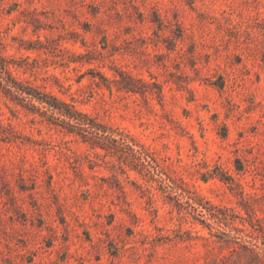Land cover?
I'll use <instances>...</instances> for the list:
<instances>
[{"label": "rangeland", "instance_id": "obj_1", "mask_svg": "<svg viewBox=\"0 0 264 264\" xmlns=\"http://www.w3.org/2000/svg\"><path fill=\"white\" fill-rule=\"evenodd\" d=\"M0 264H264V0H0Z\"/></svg>", "mask_w": 264, "mask_h": 264}, {"label": "trees", "instance_id": "obj_2", "mask_svg": "<svg viewBox=\"0 0 264 264\" xmlns=\"http://www.w3.org/2000/svg\"><path fill=\"white\" fill-rule=\"evenodd\" d=\"M2 88L11 99L18 100L19 102H23L26 99H29L30 101H38L45 108V110H43L44 112L50 110L53 114L57 113L59 116H63V121H66L67 126H77L83 131L90 133V135L94 138V144H98L102 148L105 146V143L103 142L113 141L116 144L119 143V139H124L120 133L119 139L112 137L111 134L107 133L108 129L102 123L91 118L89 119V117L85 114L82 115V117L86 116L85 119L80 118V112H78L73 106L60 101L56 97L49 95L38 88L27 85L21 80L12 79V81H6ZM124 88H126V90H132L129 86H125ZM30 104L36 107L33 103ZM53 114L51 115L53 116ZM70 131H72V129H70ZM121 147L123 146L121 145ZM190 206L194 211L198 210V206ZM202 222L204 223V221Z\"/></svg>", "mask_w": 264, "mask_h": 264}]
</instances>
